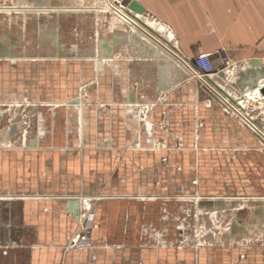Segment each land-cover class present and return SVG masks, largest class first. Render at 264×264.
<instances>
[{
    "label": "crops",
    "instance_id": "crops-1",
    "mask_svg": "<svg viewBox=\"0 0 264 264\" xmlns=\"http://www.w3.org/2000/svg\"><path fill=\"white\" fill-rule=\"evenodd\" d=\"M80 1L87 5L98 0ZM137 1L145 7V13L139 14L142 20L163 38L174 40V47L182 53L194 56L222 50L231 57L234 74L222 79L227 89L218 82L229 95L236 94L233 97L246 106L245 101L260 97L255 87H239V83L254 78L249 74L254 59L264 69V0ZM102 16L107 36H127L118 33L125 31L123 27L112 31V22L110 26L105 22L110 16ZM144 59L120 61L123 74L111 65L101 73L99 92L128 118L122 126L115 125L117 115L111 112L112 129L108 130L103 112L95 111L93 124L86 120L85 105L80 142L67 136L72 128L71 110H77L73 107H66L65 127L54 109L50 114L43 111L42 102L31 104L36 108L29 113L25 107L11 109L23 102L22 95L9 94L12 88L21 89L23 82L19 70L24 66L15 64V86L6 87L0 99V108L7 103L3 107L10 108L6 112L12 118L9 127L0 124V132L5 128V139L0 138V264H264V152L253 149L257 151L255 177L248 179L247 152L256 139L249 140L248 132L217 101L204 104L209 93L197 80H180L159 90L161 79L170 82L173 78L160 70V60ZM42 69L40 61L38 77ZM160 96L165 97L160 101L163 105L152 115L168 108L172 127L184 137L191 131L193 117L196 123L202 121L190 139L194 142L186 141L184 146L213 149L211 164L223 165L224 174L218 170L211 177V199L199 201L197 206V214L207 215L200 221L202 229L188 242H182L176 228L161 220L163 208L168 207L163 199L168 192L151 188L158 178H166L161 157L170 141L162 130L158 133L164 142L157 141V130L150 129L135 142L129 123L138 114L126 111L129 100L149 103ZM72 98L68 95L66 102ZM4 114L0 110V119ZM26 115L37 119L36 127H22ZM104 128L110 134L108 142L101 140ZM237 148L243 150L233 157L231 151ZM190 160L194 165L195 158ZM177 162H184V153ZM215 187L221 192L214 193ZM72 199L81 202L82 214H91L96 224L90 232V247L67 248L78 225L76 216L70 215ZM211 210L213 215L227 214V220L214 217L212 221Z\"/></svg>",
    "mask_w": 264,
    "mask_h": 264
},
{
    "label": "rangeland",
    "instance_id": "rangeland-1",
    "mask_svg": "<svg viewBox=\"0 0 264 264\" xmlns=\"http://www.w3.org/2000/svg\"><path fill=\"white\" fill-rule=\"evenodd\" d=\"M129 11L126 6L122 5L121 0H98L93 4L87 5L81 4L80 0H71L67 3L64 0H0V99L6 87L15 86L13 80L15 71L12 69L18 63V65L24 66L22 70H19L23 74V82L20 83L21 89L15 91L16 88H12V92L10 90L8 92L13 97L17 94L22 95L20 98H23V102L17 103L18 107L11 109L22 111L23 107H25L23 110L27 109V113H29L28 110L36 108L32 107L33 105L31 104L42 102L41 105L44 104L46 107L42 110H48L47 112L50 114L52 112L50 109H54L56 116H58V121L63 125L62 127H65L66 107H73L77 110H71L72 128L71 133L67 136L70 139H77L79 142V129L84 116L85 105H87L85 118L91 121V124L95 123V111L98 110L104 113V120L108 119V125H106L109 127L108 130L112 129L111 122L113 119L110 115L111 112L117 115V119L113 120L115 125L121 123L122 126V122L128 117L125 118L126 113L121 108L114 110L111 100L102 97L98 89L101 84L99 81L101 73L108 65H111L112 67L117 66L116 71L123 74V69L119 68L122 66L118 64L124 60L131 61L145 58L160 60L161 63L163 60L162 58L150 56L148 51L143 52L138 47L141 44L140 39L131 33L127 32V37L121 34L126 31L118 30V33L122 36H107L104 33L106 28L102 27V22H100L102 21L101 17H103L102 14L113 17H109V20L105 21L108 26L112 22V31H114V27L116 29L118 27V29L122 27L124 29L129 28V32L132 31L135 34H139L147 44L163 52L170 61L175 60L180 64L175 56L166 54L167 50L175 48L174 40L171 39L172 43L170 40L163 38L158 32L153 31L139 14ZM131 13L139 15V18H134ZM125 19H128V21L132 20L130 22L133 27ZM40 61L44 69L40 71V76L38 77L37 65ZM19 77L22 78L21 75ZM185 80L190 81L187 74ZM220 83L224 85L223 82ZM263 86L264 80L262 79L257 82V86L254 89L260 94V89ZM127 93L128 98H131L128 90ZM68 95L73 96V98L66 102L65 98ZM235 95L233 93V96ZM160 97H156L149 103L129 100V103L125 105L127 107L130 106V108L126 111L129 114H138L135 122L129 123L132 124V129L134 130L135 142L141 139L143 131L149 132L150 129L157 130V141L164 142V138L158 133L159 130H162V134L167 136L168 141H170L168 149L165 150L164 155L161 157L162 160L166 157V162H164L163 166V168L165 167L163 176L166 178H158L151 188L152 190L160 188L168 192L167 196L163 197V199H167L168 207L163 208L161 220L166 222L168 227L176 228L178 238L181 241L188 242L195 239L197 232L202 229L200 221L206 218L207 215L197 214V206H199V201L211 199L210 195L208 196V194H211V177L215 178L218 170L221 173L223 165H215L214 162L211 164V151L213 149H198L195 144L184 146L186 141L194 142V140L190 141V139L192 136V139H194L198 130H200V126L203 125L202 121L196 123L197 119L193 117L194 121L192 126H190L191 131L187 128L190 133L186 132V137H184L182 133H177L172 127L171 123L173 124V120L172 116L170 117L168 108L162 109L155 116L152 115L156 107L163 105L160 101H163L165 97L162 96V99ZM211 99L212 97L209 94L208 98L204 100V104L207 105L208 103V105H211ZM215 99L220 100L217 97ZM257 100L251 103V105H256L257 108L251 110L252 106L248 105L250 106L249 111L251 117L259 121L264 127V100L255 102ZM26 103L28 105L24 106ZM217 103L219 102L217 101ZM4 104L8 106L7 103ZM5 105L0 108L1 111H5L4 118L0 119V124H6L3 127H9L12 118L6 112H9L10 108H4L3 106ZM220 107L224 110L223 106L220 105ZM243 111H245V107ZM6 115L9 119H6ZM88 116L91 118L89 119ZM38 117L42 118L41 114ZM232 117L235 118L242 129L248 132L249 140L256 139L254 141L257 143H254V146L249 148L247 152L248 179H254L255 175L253 177L252 175L256 170L254 164L257 151L262 150L264 152V146L261 142V138L264 142V135L259 134L261 135L260 138L249 125L235 115ZM22 120V127L24 126L26 129L36 127L35 123L37 122L34 121L37 119L34 120L26 115ZM188 123H190L189 120ZM61 130L63 132V128ZM106 133L107 129L104 128L101 136L103 142L109 141L110 134L107 133L106 135ZM0 135V138L4 140L5 128L1 130ZM242 150L237 148L231 151L232 156L236 157L237 153ZM127 152L128 149L122 150L118 159L121 160L123 158L122 154L126 155ZM183 153L184 162L180 164L177 159L182 158ZM219 157L223 158L222 155ZM191 158H195L194 165L191 164ZM218 192H221V189L215 187L214 193L217 194ZM90 203V205L94 204ZM171 205H176V208L171 209ZM212 210V221L214 217L218 221L227 220V214L217 212L216 215H213L212 212L214 210Z\"/></svg>",
    "mask_w": 264,
    "mask_h": 264
},
{
    "label": "built area",
    "instance_id": "built-area-1",
    "mask_svg": "<svg viewBox=\"0 0 264 264\" xmlns=\"http://www.w3.org/2000/svg\"><path fill=\"white\" fill-rule=\"evenodd\" d=\"M119 1V0H118ZM118 14V13H117ZM148 30V29H147ZM149 31V30H148ZM150 32V31H149ZM167 50V49H166ZM168 52L166 54L171 56H176L180 62V67L183 68V70L186 71V74L188 75L189 79H195L200 83V86L203 87L205 91H207L213 100L218 101L221 106H223L224 110L229 113L230 115H235L241 121H243L245 124L249 125L261 138V131L264 132V127L259 121H256L251 117L250 114V106H246L242 103V101L237 100L241 105H244L245 115H240L237 110L240 111V108H237L236 110V103L231 100V105L227 101H223L219 94L216 92V90L213 88L212 82H209L210 77H218L219 80L223 82L222 79L228 78L234 74V64L231 59V57L225 53L222 50H218L216 53H199L193 57H188L186 54L182 53L179 49L171 48L170 50H167ZM177 55H176V54ZM167 57V56H166ZM168 58V57H167ZM220 73H224V76H220ZM211 84V86L209 85ZM224 83V82H223ZM225 84V83H224ZM209 86V87H208ZM260 97H258L257 101L260 102L261 100H264V95L259 94ZM220 100H216L215 98ZM248 102L249 105H251V101H245ZM251 110H255L257 108L256 105H251ZM247 116V117H246ZM250 118V119H249ZM255 126L259 127L256 128ZM263 137V136H262ZM262 145L264 146L263 139L261 138ZM163 162H166V157L163 158ZM72 215V214H70ZM78 225L76 230L73 232L72 237L68 243L67 248L76 250V249H83L86 247L91 246L90 242V232L92 228L96 227V224H94L93 217L91 214H88L86 212H83V216L77 219ZM183 242V241H182Z\"/></svg>",
    "mask_w": 264,
    "mask_h": 264
},
{
    "label": "water",
    "instance_id": "water-1",
    "mask_svg": "<svg viewBox=\"0 0 264 264\" xmlns=\"http://www.w3.org/2000/svg\"><path fill=\"white\" fill-rule=\"evenodd\" d=\"M122 5L126 6L129 10H132L133 12H136L138 14H144L145 13V7L142 6L137 0H121ZM132 14V13H131ZM134 18L136 17L134 14H132ZM140 20V19H139ZM143 22V21H141ZM128 30V31H127ZM125 33H131L132 35H135L137 38L140 39V45L138 46L139 48L142 49L143 52L148 51L149 55L152 57H157V58H162L163 62L160 63V70L162 72H166L169 76H172L173 81H165L164 79H161L159 82V90H167L169 89L174 83H177L180 80H184L186 78V71L183 70L182 67L174 60L170 61L166 55L163 52H160L156 48H154L152 45L147 44L139 34H135L134 32H129V28L125 29ZM253 73L254 78L250 80V83L246 81H241L239 83V87H242V85H251L252 87L257 86V80L260 78L264 79V69L261 68V62L258 59H254L251 62V68L249 69V74L251 75ZM220 76H224V73H220ZM212 80V79H211ZM261 93L264 95V86L261 87ZM221 91H224L223 89ZM234 101V100H233ZM77 200L72 199L69 201V210L74 211L73 209L76 207ZM78 208L75 211L78 212Z\"/></svg>",
    "mask_w": 264,
    "mask_h": 264
},
{
    "label": "bare ground",
    "instance_id": "bare-ground-1",
    "mask_svg": "<svg viewBox=\"0 0 264 264\" xmlns=\"http://www.w3.org/2000/svg\"><path fill=\"white\" fill-rule=\"evenodd\" d=\"M129 12H132V10H130ZM138 14V13H137ZM140 15H142V14H140ZM136 17H138L137 15H135ZM124 19V18H123ZM132 27H133V24H131V22H132V20H129L128 21V19H125ZM131 21V22H130ZM148 39V38H147ZM176 54V53H175ZM177 55V54H176ZM175 56V55H174ZM176 57V56H175ZM177 58V57H176ZM178 59V58H177ZM212 79V80H211ZM263 78H260V79H258L257 80V82H259V81H261ZM209 82H212V84H213V88L216 90V92L219 94V97L225 102V101H227L229 104H231L232 102H231V100H234L235 102L237 101L236 100V98H234L232 95H229L222 87H220V84L218 83V82H220V80H219V78L218 77H216V76H214L213 78L212 77H210L209 79ZM264 80V79H263ZM219 84V85H218ZM209 85L211 86V84L209 83ZM224 87H225V85H223ZM209 87V86H208ZM224 90V91H221V90ZM233 101V102H234ZM234 102V103H235ZM231 105H233V104H231ZM233 106H235V105H233ZM78 107V106H77ZM236 110H237V108H240V111L239 110H237L238 112H239V114L240 115H245L244 114V112H243V110H244V106L243 105H241L239 102H236ZM247 117V116H246ZM256 128H258L259 129V127H257V126H255ZM261 131V134L262 135H264L263 134V131L262 130H260ZM80 205H81V202L79 201V200H77V203H76V207L73 209L74 211H73V213H71L72 215H75L76 216V219H78V218H80V217H82L83 216V214H82V212L80 211ZM77 208H78V212H76L75 213V211L77 210ZM82 209V208H81Z\"/></svg>",
    "mask_w": 264,
    "mask_h": 264
}]
</instances>
